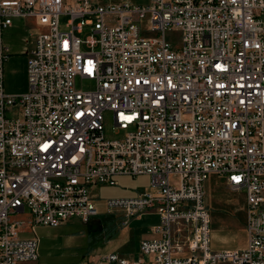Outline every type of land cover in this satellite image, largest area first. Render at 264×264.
I'll list each match as a JSON object with an SVG mask.
<instances>
[{
  "label": "built area",
  "instance_id": "1",
  "mask_svg": "<svg viewBox=\"0 0 264 264\" xmlns=\"http://www.w3.org/2000/svg\"><path fill=\"white\" fill-rule=\"evenodd\" d=\"M263 14L264 0H0V264L37 261L23 224L88 223L94 187L140 175L148 189L105 208L121 227L158 216L139 242L146 259L81 264H264ZM14 19L38 28L19 95L3 90ZM105 111L119 139L105 137ZM211 175L245 196L243 249L210 247Z\"/></svg>",
  "mask_w": 264,
  "mask_h": 264
},
{
  "label": "rangeland",
  "instance_id": "2",
  "mask_svg": "<svg viewBox=\"0 0 264 264\" xmlns=\"http://www.w3.org/2000/svg\"><path fill=\"white\" fill-rule=\"evenodd\" d=\"M135 5H145L149 0H120ZM264 23V14L261 17ZM65 18H61L64 29ZM83 36V35H82ZM76 86L82 90H92L91 81L76 79ZM8 118L12 114L7 113ZM104 135L107 139H119L116 134L112 114L103 113ZM149 176H122L117 178L116 186L98 185L92 193L96 195V206L99 211L95 221L82 223L72 219L58 227L35 225L32 232L26 225L21 226L22 238H34L38 241V259L26 264H81L96 255L117 250L128 253V258L140 256L137 244L142 238L150 237V230L159 223L156 214H145L130 219L121 229L120 213H107L105 201L108 199L126 198L137 195L148 189ZM243 195L228 189L222 178L210 176L204 183V203L210 216V247L212 250L235 248L245 241L244 201ZM24 219L26 217L23 216ZM138 253V254H137ZM146 259L144 256H140Z\"/></svg>",
  "mask_w": 264,
  "mask_h": 264
},
{
  "label": "crops",
  "instance_id": "3",
  "mask_svg": "<svg viewBox=\"0 0 264 264\" xmlns=\"http://www.w3.org/2000/svg\"><path fill=\"white\" fill-rule=\"evenodd\" d=\"M67 1L74 2L76 0H67ZM91 1L98 2V3H106V2L120 3V0H91ZM37 31H38V28L35 25L34 20L14 19L12 25L9 28H7L3 33V41L9 48V57L3 65V90L6 94L19 95L27 91V76H26L27 53L33 47L34 38H35V34ZM140 176H146V175H140ZM211 176H216V175H211ZM241 194L243 195V198H244L243 199L244 201L243 230L245 232V241L241 246H237L232 249L222 248L219 250L243 249L246 246L247 237H246L245 196L243 193ZM135 196H132V197H135ZM126 198H131V197H126ZM94 219L95 218L90 220L88 223L95 221ZM122 228L124 227H121V229ZM210 233H211V230H210ZM150 237H146V238H150ZM142 239H145V238H142ZM139 242L137 244V250H138ZM110 252L118 253L119 255L129 260H134L140 257L139 256L137 258L130 259L128 258V253L119 251V248H117V250H111ZM221 264H227V263H221Z\"/></svg>",
  "mask_w": 264,
  "mask_h": 264
}]
</instances>
